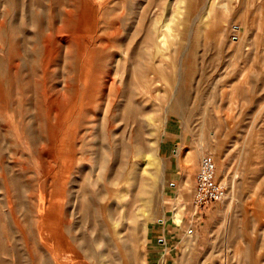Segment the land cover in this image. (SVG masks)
Listing matches in <instances>:
<instances>
[{
  "label": "rangeland",
  "instance_id": "obj_1",
  "mask_svg": "<svg viewBox=\"0 0 264 264\" xmlns=\"http://www.w3.org/2000/svg\"><path fill=\"white\" fill-rule=\"evenodd\" d=\"M0 264H264V0H0Z\"/></svg>",
  "mask_w": 264,
  "mask_h": 264
},
{
  "label": "bare ground",
  "instance_id": "obj_2",
  "mask_svg": "<svg viewBox=\"0 0 264 264\" xmlns=\"http://www.w3.org/2000/svg\"><path fill=\"white\" fill-rule=\"evenodd\" d=\"M225 1V0H224ZM227 3V2H226ZM223 5V3H222ZM157 41H156V53L160 55L162 58L166 57V50L169 44V37H175L174 28L169 23H164L161 29H158ZM165 76V75H164ZM141 143H139L140 145ZM143 145V144H142ZM154 148V147H153ZM138 149V148H136ZM137 151V150H136ZM136 158L139 159L136 163H134L132 171H138V173L131 175V182L136 185L137 189H139V198H141L144 205H150L152 203L153 194L155 193V187L158 182L161 181V169L160 163L157 160L156 151L153 149L148 151L140 146L138 152L135 155ZM211 158V157H210ZM183 187V184H181ZM180 187V185H179ZM181 189V188H180ZM180 192V190H179ZM178 192V193H179ZM177 193V195H178ZM183 191L179 193L178 196V205L173 213V221L176 224H180L183 219V213L185 211V205H181L180 202L183 201ZM136 199V200H135ZM137 201L138 199L135 198ZM177 199V198H176ZM140 200V199H139ZM221 202V201H220ZM183 203V202H182ZM145 212V211H144ZM183 222V221H182ZM86 249V248H85Z\"/></svg>",
  "mask_w": 264,
  "mask_h": 264
},
{
  "label": "built area",
  "instance_id": "obj_3",
  "mask_svg": "<svg viewBox=\"0 0 264 264\" xmlns=\"http://www.w3.org/2000/svg\"><path fill=\"white\" fill-rule=\"evenodd\" d=\"M226 185L216 178V164L210 157L201 160L196 178L195 204L204 208L226 197Z\"/></svg>",
  "mask_w": 264,
  "mask_h": 264
}]
</instances>
